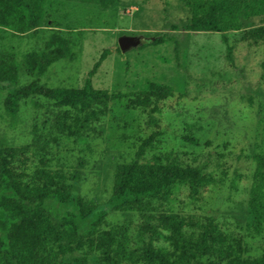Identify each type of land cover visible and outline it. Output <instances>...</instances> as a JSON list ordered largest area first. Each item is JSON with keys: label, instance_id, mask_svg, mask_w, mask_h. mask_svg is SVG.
I'll list each match as a JSON object with an SVG mask.
<instances>
[{"label": "rangeland", "instance_id": "rangeland-1", "mask_svg": "<svg viewBox=\"0 0 264 264\" xmlns=\"http://www.w3.org/2000/svg\"><path fill=\"white\" fill-rule=\"evenodd\" d=\"M46 16L57 25L56 30L72 39L75 57L55 63L40 79L41 84L82 88L107 50L105 60L90 77L95 89L135 91L148 80L170 86L173 95L160 102L152 115L155 122L148 114L126 110L124 101L109 103L94 131L80 142L51 130L50 113L55 109L43 98L33 99L41 105L39 109L26 99L15 118L7 116L3 101L8 87L0 85V136L11 146L26 145L36 128L49 141L51 169L78 172L74 190L107 211L104 227L126 225L135 240L140 213L112 211L107 201L116 165L134 160L142 140L157 132L148 157L165 154L183 164L206 163L215 180L195 198L184 187L175 190L167 210L185 217L213 218L226 233L242 239L244 259L261 255L264 236L246 230L255 169L251 157L264 154V42L254 43L247 35L260 25L259 19L247 20L243 30L223 34L173 30L172 26L189 20L178 0H119L107 10L83 0L51 1ZM51 32L48 26L33 35L0 31V52L21 55L40 50ZM122 36H137L144 47L123 53L118 47ZM222 36L232 47L230 57ZM163 37L171 40L151 43ZM30 81L19 74V85ZM159 245L167 246L162 241Z\"/></svg>", "mask_w": 264, "mask_h": 264}, {"label": "trees", "instance_id": "trees-1", "mask_svg": "<svg viewBox=\"0 0 264 264\" xmlns=\"http://www.w3.org/2000/svg\"><path fill=\"white\" fill-rule=\"evenodd\" d=\"M51 1L63 0H0V31L33 35L47 26L52 31L40 50L21 55L0 52V85L8 87L3 101L6 115L15 118L26 99L39 109L41 105L33 99L43 98L55 109L50 113L51 130L80 142L94 131L111 102L124 101L126 110H138L154 121L152 115L158 112L160 102L172 97V88L147 80L135 91L95 89L90 77L105 60L107 50L82 88L40 83L55 63L75 57L72 39L56 30L57 25L46 16ZM83 1L107 10L119 0ZM178 1L189 20L172 26L173 30L223 34L243 30L247 20L258 18L260 25L247 35L254 43L264 42V0ZM166 40L171 38H156L151 43ZM222 40L230 57L232 47L225 36ZM19 74L31 81L19 85ZM33 134L31 143L21 146H11L0 136V264H264V251L256 258L244 259L242 239L226 233L213 218L185 217L167 210L175 190L184 187L189 197L195 198L215 180L206 163L183 164L165 154L148 157L159 133L152 132L142 140L134 160L116 165L107 201L112 211L140 213L135 240L126 225L104 227L107 211L74 190L72 183L79 178L78 172L51 169L49 141L38 135L36 128ZM251 159L255 169L248 193L246 230L264 236V154H254ZM161 241L167 246L159 245Z\"/></svg>", "mask_w": 264, "mask_h": 264}, {"label": "water", "instance_id": "water-1", "mask_svg": "<svg viewBox=\"0 0 264 264\" xmlns=\"http://www.w3.org/2000/svg\"><path fill=\"white\" fill-rule=\"evenodd\" d=\"M141 42V39L137 36H122L118 39V47L121 52L125 53L131 48L140 46Z\"/></svg>", "mask_w": 264, "mask_h": 264}]
</instances>
